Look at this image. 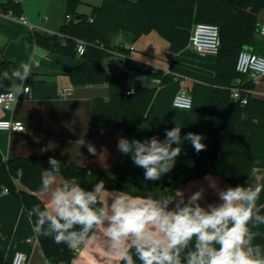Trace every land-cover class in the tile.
Instances as JSON below:
<instances>
[{
	"label": "trees",
	"instance_id": "trees-1",
	"mask_svg": "<svg viewBox=\"0 0 264 264\" xmlns=\"http://www.w3.org/2000/svg\"><path fill=\"white\" fill-rule=\"evenodd\" d=\"M60 1L66 8L60 31L49 33L37 29L31 31L32 38L50 54H60L72 61L81 59L68 72L73 84H108L109 97H98L92 102L93 126L120 131L130 141L144 121L158 89L132 81V73L160 79L161 84L170 81V76L133 60L131 46L142 36L156 31L169 42L170 50L177 53L190 44L193 28L198 23L217 25L222 44L217 55L206 150L165 186L145 187L109 170L90 171L67 157H54L60 162V171L53 172L49 164V157L53 156L5 158L0 152V195L7 189L24 205L33 225L38 219L34 206L39 205V211L46 207L34 194L40 191L45 173L61 174L64 182L75 177L87 191L103 181L107 191L178 199L182 184L210 172L221 174L236 187L244 186L255 169H264V99L252 96L254 80H246V76L236 71L239 53L246 48L253 50L258 43L256 24L264 10V0H103L102 5L92 8L90 15L78 12L81 0ZM0 11L23 15L21 3L14 0L0 4ZM78 41L87 45L82 56L77 53ZM17 67L7 58L0 63V94L13 91L20 84L15 78L3 79L5 71L11 77ZM238 78L243 80L241 98L247 97L244 105L231 97ZM129 88H134V92L128 95ZM18 182L32 193L21 189ZM259 214L264 216V207L259 209ZM254 225L250 223L249 227ZM36 237L49 264L71 263L75 258V252L67 245L57 244L51 237L39 234ZM252 243L259 244L264 253V234L256 236ZM188 251L189 248L181 253L182 264ZM132 256L135 264H140L134 249ZM0 264H10V261L0 257Z\"/></svg>",
	"mask_w": 264,
	"mask_h": 264
},
{
	"label": "crops",
	"instance_id": "crops-1",
	"mask_svg": "<svg viewBox=\"0 0 264 264\" xmlns=\"http://www.w3.org/2000/svg\"><path fill=\"white\" fill-rule=\"evenodd\" d=\"M7 1L9 0H0V4ZM17 1L21 3L23 16L29 19V23L41 27L30 23L34 28L49 33L60 31L66 16L65 4L62 1L50 0L42 6L51 14L42 17L41 21L31 14L28 0ZM4 14L0 11V63L4 58L14 61L18 66L26 62L32 63L33 58L39 62L38 66L32 63L31 74L23 86L31 88L30 94H18L19 100L12 103L11 110L0 106V120L20 121L25 126L24 132L0 131V152L5 158L40 155L67 157L90 171L109 170L120 177L150 187L153 184L167 185L200 156L202 151L196 153L185 137L187 133L193 132L200 134L203 142H206L215 88L217 56L202 57L190 44L174 53L170 50L169 42L156 31L142 36L131 46V51H136V55L130 53L133 60L170 76L169 82L161 84L160 79L132 73V81L158 88L134 139L144 142L155 137L164 141L166 129L171 130L176 125L181 127L182 151L175 166L169 173L164 174L160 181H150L144 179V169L136 166L130 155L119 151V140H129L126 134L115 129H96L93 126L92 102L98 97H109L108 84H73L68 72L70 68L79 65L81 59L72 61L66 56L48 53L29 36L31 29L29 30L28 26ZM258 21L264 22V10L259 14ZM257 41L252 52L264 57V38L257 34ZM246 80L251 78L246 76ZM254 83L252 96L264 99V77L254 80ZM19 85L17 84L13 91ZM67 88L72 90L71 96L61 97L60 92ZM183 90H188L193 99L191 110H180L173 106L175 96ZM81 138L85 141L83 146L77 143ZM89 144L95 147L96 155L89 153ZM49 176L54 179V183L45 192L34 193L46 207L49 206L52 191L64 182L61 174L45 173V178ZM206 177L216 182V189L210 186V180ZM18 186L32 193L19 182ZM248 186L261 187L256 206L258 209L264 207V169L253 171L244 185ZM228 187L233 186L221 174L210 172L182 184L179 193L188 202L191 197L189 189L192 193L203 189L198 203L207 207L209 204L221 203L218 191ZM119 193L121 192L106 191L101 194V198L110 199L111 195ZM168 207L171 209L175 206L169 204ZM249 228L255 237L264 234V225ZM36 234L31 216L24 205L11 194L2 193L0 257L10 261L15 253L23 252L27 255L29 264H49ZM189 250H192V242L189 244ZM109 251L110 242L101 226L90 239L75 249L76 255L72 262L63 264H119V258L111 255Z\"/></svg>",
	"mask_w": 264,
	"mask_h": 264
},
{
	"label": "clouds",
	"instance_id": "clouds-1",
	"mask_svg": "<svg viewBox=\"0 0 264 264\" xmlns=\"http://www.w3.org/2000/svg\"><path fill=\"white\" fill-rule=\"evenodd\" d=\"M35 65L38 66V61ZM32 67L31 62L23 63L11 77L5 71L3 79L15 78L20 82L15 93H27L23 86ZM180 133L181 127L176 125L166 129L164 141L155 137L144 142L121 138L118 149L144 169L145 180L160 181L181 154ZM185 139L196 153L206 150L200 134L189 132ZM77 143L83 146L85 141L81 138ZM88 151L96 155L92 144L88 145ZM49 164L53 172L60 171V162L54 157H49ZM209 180L216 189V182ZM53 183L51 176L42 177L40 191L45 192ZM106 191L103 181L87 191L75 177L66 179L52 191L48 207L39 211V205L34 206L33 211L38 212L34 231L76 249L103 226L110 242L109 252L122 264H135L133 249L140 264H182L181 253L189 248L190 242L192 250L187 252L184 264H264V253L259 244L253 245L255 234L249 228L250 223L264 225V216L256 206L262 191L260 186L237 185L219 190L221 203L207 207L198 203L203 189L195 192L187 203L181 193L178 199L129 192L102 199L101 194ZM169 204L175 207L169 209Z\"/></svg>",
	"mask_w": 264,
	"mask_h": 264
},
{
	"label": "built area",
	"instance_id": "built-area-1",
	"mask_svg": "<svg viewBox=\"0 0 264 264\" xmlns=\"http://www.w3.org/2000/svg\"><path fill=\"white\" fill-rule=\"evenodd\" d=\"M23 1V0H21ZM11 18H16L19 22L28 26L31 31L37 30L34 28L25 16H15L12 12L7 13ZM67 19L70 20V17L67 16ZM258 34L264 38V22L258 21L256 24ZM222 44L220 28L215 24L208 23H198L194 26L192 36L190 39V45L193 50L202 57L206 56H217ZM86 43L83 41H78L77 44V53L79 56H82L86 51ZM133 50V48H131ZM36 58H33L32 63L36 64ZM39 65V62H38ZM236 71L243 75L248 76L252 80L264 77V57L255 54L249 50H243L239 53L236 61ZM242 78H238L235 86L232 89L231 97L233 100H240L241 104L247 103V97L241 98L242 90ZM28 89L27 93H24L28 96L31 92V88L26 86ZM134 92V88H129L126 91V94H131ZM72 94L70 88L64 89L60 92L61 97H69ZM19 100L18 94L15 91L5 92L0 94V106L6 110L12 109V103ZM173 106L180 110H191L193 106V99L189 94L188 90H183L178 93L174 100ZM0 131L7 132H24L25 126L20 121L12 120H0ZM4 193H8V190L5 189ZM31 241V240H29ZM75 252V249H73ZM10 264H29L27 255L23 252H17L10 260Z\"/></svg>",
	"mask_w": 264,
	"mask_h": 264
},
{
	"label": "rangeland",
	"instance_id": "rangeland-1",
	"mask_svg": "<svg viewBox=\"0 0 264 264\" xmlns=\"http://www.w3.org/2000/svg\"><path fill=\"white\" fill-rule=\"evenodd\" d=\"M132 1H136V0H132ZM47 2H50V0H28L29 6H30V12L34 16L35 19L41 21L42 17H44L45 15L51 14L48 11H46V8L45 9L42 8V6H45ZM102 3H103V0H81V4L78 6V12L86 14V15H90L92 12V8L94 6L102 5ZM4 15H7V14H4ZM8 17H10V16H8ZM13 20L20 23L16 18H14ZM30 23L35 27L41 28L40 26H37V25L33 24L32 22H30ZM27 28L29 29V27H27ZM29 36L32 38L31 33H29ZM131 52H132V54L136 55V51H131ZM189 192L191 193V196L194 194V193H192V191L190 189H189Z\"/></svg>",
	"mask_w": 264,
	"mask_h": 264
},
{
	"label": "water",
	"instance_id": "water-1",
	"mask_svg": "<svg viewBox=\"0 0 264 264\" xmlns=\"http://www.w3.org/2000/svg\"><path fill=\"white\" fill-rule=\"evenodd\" d=\"M245 50H249L248 48H246ZM249 51H252V49L251 50H249Z\"/></svg>",
	"mask_w": 264,
	"mask_h": 264
}]
</instances>
